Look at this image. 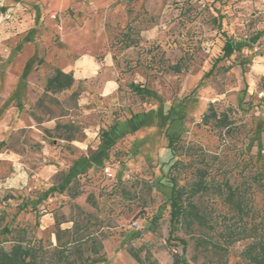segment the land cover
<instances>
[{"label":"rangeland","instance_id":"rangeland-1","mask_svg":"<svg viewBox=\"0 0 264 264\" xmlns=\"http://www.w3.org/2000/svg\"><path fill=\"white\" fill-rule=\"evenodd\" d=\"M56 68L75 82L47 93ZM174 187L201 218L173 227ZM263 230L264 0H0V249L20 239L42 264H74L76 245L86 264H253Z\"/></svg>","mask_w":264,"mask_h":264},{"label":"trees","instance_id":"trees-1","mask_svg":"<svg viewBox=\"0 0 264 264\" xmlns=\"http://www.w3.org/2000/svg\"><path fill=\"white\" fill-rule=\"evenodd\" d=\"M237 48L236 43L231 40L227 39L224 46H223V56H230ZM174 69L179 70L180 65L175 64L172 66ZM75 82V77L72 71L66 72L60 68H56L54 70V73L47 79L45 91L47 93H58L61 91H64L66 89H69L73 86ZM211 111L209 114L205 115V119L207 120L209 117H213L216 119V122L218 125H226L228 123V115L225 112H222L221 115H218V113L212 109V106H210ZM132 131H137L140 127L144 125V120H141L139 123H135L131 120L130 122ZM69 139H73L72 136L69 137ZM173 140L170 142L172 144ZM203 170H201L202 172ZM206 188V184L203 180H199L195 183V186L191 188L192 192L198 193V191H201L202 189ZM228 194L227 198L232 203V205H236L238 208V211L243 213L246 211L245 206L247 204L246 196H244V193L242 190L237 193V188L235 187H227ZM183 188H175L173 189L172 194V211H171V219L174 225L177 226L182 218H187L186 221H193V219H199L200 214L197 212L195 206L192 204V202L189 199L188 207H184L181 203L182 200V194L184 193ZM193 195V194H191ZM244 219V218H243ZM245 221V220H243ZM245 222H242L243 225ZM257 224L253 225V231L256 230ZM257 231V230H256ZM257 235V234H256ZM254 237V241L249 245L247 248V256L251 263L253 264H264V230L260 233V236ZM21 241V242H20ZM76 248V257L73 260L74 264H86V258L83 248L79 247V245L75 246ZM38 250L34 248L33 246H27L23 245L22 240L16 239V243L11 246L9 250H5L4 248L0 249V264H42L38 261L37 258ZM135 254V253H134ZM61 251H59V257L61 256ZM135 258L141 262V259L138 257V255H135Z\"/></svg>","mask_w":264,"mask_h":264},{"label":"crops","instance_id":"crops-1","mask_svg":"<svg viewBox=\"0 0 264 264\" xmlns=\"http://www.w3.org/2000/svg\"><path fill=\"white\" fill-rule=\"evenodd\" d=\"M79 79V76H76ZM118 88L117 82H104L101 88V95L106 97L109 93H115L116 89Z\"/></svg>","mask_w":264,"mask_h":264},{"label":"built area","instance_id":"built-area-1","mask_svg":"<svg viewBox=\"0 0 264 264\" xmlns=\"http://www.w3.org/2000/svg\"><path fill=\"white\" fill-rule=\"evenodd\" d=\"M106 171L109 172V169H107Z\"/></svg>","mask_w":264,"mask_h":264}]
</instances>
